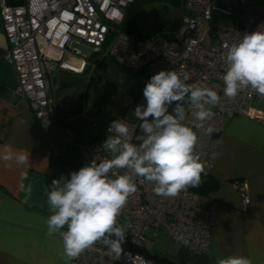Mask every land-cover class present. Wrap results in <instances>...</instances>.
Instances as JSON below:
<instances>
[{
  "label": "built area",
  "instance_id": "2783aa9c",
  "mask_svg": "<svg viewBox=\"0 0 264 264\" xmlns=\"http://www.w3.org/2000/svg\"><path fill=\"white\" fill-rule=\"evenodd\" d=\"M136 1L24 0L23 6L14 7L1 0L2 30L9 43L4 59L17 76L15 95L27 101L41 131L49 133L57 119L47 88L53 74L84 77L93 68V58L102 54L123 69L143 73L146 84L161 71L187 74L186 83L207 86L221 97L212 108V120L205 122L204 127L197 126L199 122L184 104V123L198 135L196 155L204 166L203 176L214 165L225 120L249 117L254 103L264 105V95L252 89L242 90L235 98L226 97L223 91L228 48L244 35L264 27V6L248 0H179L182 17L176 32L139 37L121 30L126 10ZM216 17L229 18L231 22L217 26ZM176 103L169 108L170 113ZM141 105L146 106L143 91L131 110V121L117 120L128 125L130 142L137 145L141 142L138 136L143 133L135 109ZM208 126L216 129L211 135L204 133ZM108 135L107 130L105 140ZM67 136L81 154L82 167L97 156L101 160L111 157L101 149L104 142L82 145L68 131ZM136 183V193L117 218V226L126 230L119 259L111 256L100 241L70 264H160L143 253L147 233L156 240L159 235L167 237L191 255L208 254L217 211L215 201L198 194L195 187H188L175 198H162L155 195L151 184L140 178H136ZM233 187L247 204L245 182L236 181Z\"/></svg>",
  "mask_w": 264,
  "mask_h": 264
},
{
  "label": "crops",
  "instance_id": "0c3cea01",
  "mask_svg": "<svg viewBox=\"0 0 264 264\" xmlns=\"http://www.w3.org/2000/svg\"><path fill=\"white\" fill-rule=\"evenodd\" d=\"M248 1L264 6V0ZM8 48L0 17V151L10 145L29 154V163L20 167L14 161L11 166L0 161V264H70L60 236L47 232L51 213L46 191L53 180L70 178L82 168L81 154L69 142L67 131L76 143L87 145L94 140L84 144L74 131L87 109L85 105L72 109L66 100L65 109L58 107L60 96L69 97L67 90L77 77L57 74V85L49 84L57 122L43 133L27 101L15 95L17 76L4 59ZM24 171L26 181H22ZM236 181L247 185V204L233 187ZM22 182L31 183L33 189L26 202L19 190ZM200 183H205L204 190L217 204L209 252L191 255L170 240L179 246L177 256L171 258L187 264H217L235 255L248 258L251 264H264V105L254 103L249 117L225 120L214 165Z\"/></svg>",
  "mask_w": 264,
  "mask_h": 264
},
{
  "label": "clouds",
  "instance_id": "9594fccd",
  "mask_svg": "<svg viewBox=\"0 0 264 264\" xmlns=\"http://www.w3.org/2000/svg\"><path fill=\"white\" fill-rule=\"evenodd\" d=\"M225 63L226 97L235 98L245 89L264 95V27L232 44ZM188 80L187 74L181 76L176 71H161L152 76L143 89L146 106L135 109L141 121L139 128L143 135L138 136L141 142L131 143L128 125L114 120L101 146L111 158L101 160L97 156L72 172L70 178L62 176L52 181L46 191L51 213L46 221L47 232L60 236L63 254L69 260L100 241L111 256L119 259L126 230L117 226V218L137 191L136 178L151 184L155 195L162 198H175L188 187L200 184L204 166L196 155L198 135L184 123L187 112L184 104L199 122L197 126L204 127L205 122L212 120V108L220 103L221 97L207 86L186 83ZM174 102L177 103L170 113ZM214 131L212 126L204 128L206 135ZM0 161L5 166L14 161L20 167L29 163V154L6 145L0 151ZM28 178V172H22V181ZM19 190L24 193L25 202L33 191L31 183L23 182ZM217 264H251V261L232 255L219 259Z\"/></svg>",
  "mask_w": 264,
  "mask_h": 264
},
{
  "label": "rangeland",
  "instance_id": "374dc122",
  "mask_svg": "<svg viewBox=\"0 0 264 264\" xmlns=\"http://www.w3.org/2000/svg\"><path fill=\"white\" fill-rule=\"evenodd\" d=\"M128 10L124 29L135 35H169L176 32L181 24L179 0H140ZM230 22L231 19L220 17L214 21L217 26H225ZM92 62L93 68L83 78L73 81L67 90L69 97L60 96L62 101H58L60 109L67 107L65 100L71 102L72 109H77L82 103L86 106L87 112L74 129L84 144L97 136H103L114 120L123 118L131 121V110L146 84L143 73L126 71L109 56L102 54L94 57ZM56 82L57 79H53V83ZM147 238L145 251L148 254L177 256L179 246L167 237L159 235L156 240L152 239L151 233H147Z\"/></svg>",
  "mask_w": 264,
  "mask_h": 264
},
{
  "label": "trees",
  "instance_id": "16d2710c",
  "mask_svg": "<svg viewBox=\"0 0 264 264\" xmlns=\"http://www.w3.org/2000/svg\"><path fill=\"white\" fill-rule=\"evenodd\" d=\"M8 3L11 1V0H6ZM140 0H138V1H136L135 3H133L131 6H133V5H135L136 3H138ZM130 7V6H129ZM129 7H128V9H129ZM126 10V16H125V20H124V23H123V25H122V27H121V30L122 31H124L125 33H128V34H133V33H131V31H126L125 29H124V26L126 27V21H127V14H128V11L129 10ZM124 29V30H123ZM135 35V34H134ZM136 36H139V35H136ZM139 37H143V36H139ZM123 69V68H122ZM124 70H126V69H124ZM126 71H131V72H133V73H140V74H142L141 72H136V71H134V70H126ZM57 75V73L56 74H53L51 77H49V80H48V85H47V88H48V92H49V84H53V79H55V76ZM143 76H144V80H146V78H145V75L143 74ZM76 78V77H75ZM79 78L80 77H77L76 78V80H79ZM82 105H84V103H82ZM80 106L78 109H84V107L83 106ZM56 122H57V119H56ZM69 131V130H68ZM71 133V132H70ZM105 136H106V133H104V135L103 136H97L92 142H98V141H101V142H104L105 141ZM75 141V140H74ZM91 142V143H92ZM77 144H79V143H77ZM72 145V144H71ZM73 146V145H72ZM80 162H81V165H82V161H81V159H80ZM82 167V166H81ZM207 175H209V173L208 174H205V175H203V176H201L202 178L203 177H205V176H207ZM203 186H205V183H200L198 186H196L195 187V191L198 193V194H200V195H204V196H206V197H209L208 195H207V193H206V191L204 190V187ZM206 187V186H205ZM210 198V197H209ZM143 253L146 255V256H148V257H150V258H152L154 261H156V262H158V263H160V264H187V263H183V262H180V261H177V260H175V259H173V258H171V257H169V256H158L157 254H154V255H150V254H148L146 251H143Z\"/></svg>",
  "mask_w": 264,
  "mask_h": 264
},
{
  "label": "water",
  "instance_id": "95a60500",
  "mask_svg": "<svg viewBox=\"0 0 264 264\" xmlns=\"http://www.w3.org/2000/svg\"><path fill=\"white\" fill-rule=\"evenodd\" d=\"M24 3L23 0H13L9 2V5L14 6V7H18V6H22Z\"/></svg>",
  "mask_w": 264,
  "mask_h": 264
},
{
  "label": "bare ground",
  "instance_id": "6f19581e",
  "mask_svg": "<svg viewBox=\"0 0 264 264\" xmlns=\"http://www.w3.org/2000/svg\"><path fill=\"white\" fill-rule=\"evenodd\" d=\"M23 1H24V0H23ZM23 5H24V3H23ZM23 5H22V6H23Z\"/></svg>",
  "mask_w": 264,
  "mask_h": 264
}]
</instances>
